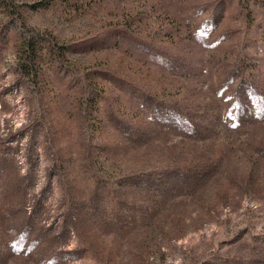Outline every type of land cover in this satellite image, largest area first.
Here are the masks:
<instances>
[{"label": "rangeland", "instance_id": "1", "mask_svg": "<svg viewBox=\"0 0 264 264\" xmlns=\"http://www.w3.org/2000/svg\"><path fill=\"white\" fill-rule=\"evenodd\" d=\"M0 264H264V0H0Z\"/></svg>", "mask_w": 264, "mask_h": 264}]
</instances>
